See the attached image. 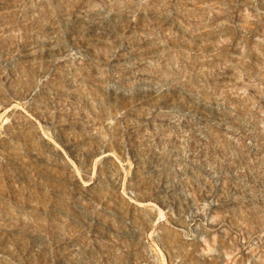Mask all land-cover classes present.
I'll return each instance as SVG.
<instances>
[{
  "label": "rangeland",
  "instance_id": "374dc122",
  "mask_svg": "<svg viewBox=\"0 0 264 264\" xmlns=\"http://www.w3.org/2000/svg\"><path fill=\"white\" fill-rule=\"evenodd\" d=\"M0 264H264V0H0Z\"/></svg>",
  "mask_w": 264,
  "mask_h": 264
}]
</instances>
